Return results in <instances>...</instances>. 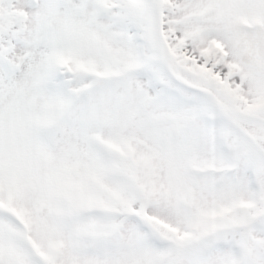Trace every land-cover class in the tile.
Here are the masks:
<instances>
[{"label":"snow or ice","instance_id":"6c2138e0","mask_svg":"<svg viewBox=\"0 0 264 264\" xmlns=\"http://www.w3.org/2000/svg\"><path fill=\"white\" fill-rule=\"evenodd\" d=\"M0 264H264V0H0Z\"/></svg>","mask_w":264,"mask_h":264}]
</instances>
